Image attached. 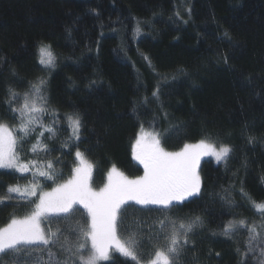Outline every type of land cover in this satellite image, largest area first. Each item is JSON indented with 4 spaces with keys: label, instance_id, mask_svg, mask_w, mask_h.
<instances>
[{
    "label": "trees",
    "instance_id": "trees-1",
    "mask_svg": "<svg viewBox=\"0 0 264 264\" xmlns=\"http://www.w3.org/2000/svg\"><path fill=\"white\" fill-rule=\"evenodd\" d=\"M42 45L53 52L54 67L39 63ZM41 79L47 110L40 120L56 133L41 135L37 124L16 151L21 162H35L41 171L51 161L55 179L33 169L0 168V197H7L0 202V228L37 204V195L21 198L9 187H53L73 175L77 150L93 165L97 189L113 167L127 178L140 176L133 146L149 128L166 150L205 140L232 152L217 163L201 157L199 194L167 208L140 207L147 225L127 217L132 208L124 204L119 239L136 240L145 264L165 244L166 227L199 216L175 264H242L247 229L228 237L222 231L241 219L264 224L253 207V201L264 202V0H0V122H18L7 103L10 90L20 94L12 105L18 106ZM72 113L82 120L79 140L70 139L66 116ZM42 228L60 229V241L75 244L80 229L89 228V216L83 208L47 215ZM25 247L28 255L0 253V264H47L48 246ZM51 251L61 260L68 256L59 244ZM259 258L257 244L244 259L258 264ZM99 264L137 261L112 250Z\"/></svg>",
    "mask_w": 264,
    "mask_h": 264
},
{
    "label": "snow or ice",
    "instance_id": "snow-or-ice-1",
    "mask_svg": "<svg viewBox=\"0 0 264 264\" xmlns=\"http://www.w3.org/2000/svg\"><path fill=\"white\" fill-rule=\"evenodd\" d=\"M136 32L139 33L140 29L137 28ZM38 52L41 65L55 66L56 58L48 45H42ZM45 83L41 79L38 83L32 84L15 107L12 105L20 99V94L10 90V99L7 103L10 111L14 113L13 119H18L20 123L17 128H12L0 122V168L15 169L24 173L31 167H37L39 177L54 180V165L51 161L44 166L47 170L41 171L35 162L31 165L21 163L16 151L17 144L28 136L37 124H41L43 129L41 135H44V131L53 135L56 133L55 128L43 125L40 120V116L47 110V101L43 96ZM156 95L157 93L153 92V96ZM66 119L71 129L70 139L79 140L82 127L80 115L68 114ZM17 131L21 135L18 136ZM251 142L252 138L249 139V143ZM41 147L47 150L46 145ZM231 152L232 149L228 145L221 144L217 147L214 143L205 140L196 144H185L178 152H166L160 147L159 135L144 132L142 128L133 146V155L144 165V176L128 179L113 167L108 174V183L99 192H95L89 186L93 165L77 150L75 155L80 163L73 169V175L51 192H39V185L35 183L23 188L9 187V192L19 194L21 198L39 195V202L30 215L13 218L6 227L0 228V253L11 250L15 253L23 251L28 255L25 246L40 244L48 246L47 264H99L100 261L110 260L111 250L114 249L140 264L137 241L131 238L128 240L118 238L117 230L122 205L126 201L134 200L140 205L151 204L167 208L173 201H184L197 195L201 191V177L198 172L201 157L211 156L220 162L226 160ZM114 176L118 179L114 180ZM6 198L0 197V202ZM74 204L83 205L91 221L87 230L80 229L78 242L73 244L67 238L61 242L60 229L56 231L49 229L45 232L41 228L42 217L48 214L68 216L73 212ZM253 207L264 216V202L253 201ZM200 223L201 219L197 216L188 223L181 222L178 227L173 224L170 235L164 237L165 244L155 248L146 264H175V258L179 257L189 243V233ZM160 225L163 229L165 222L160 221ZM238 228H246L248 232L245 241L247 252L241 254L242 264H246L244 258L248 253H254L257 244L260 253L258 264H264V224L248 225L243 219L229 221L224 225L222 234L228 237ZM159 238L160 234L157 235V239ZM57 244L62 251L68 253L63 260L58 259L57 254L51 251V246ZM83 252H88V255H83Z\"/></svg>",
    "mask_w": 264,
    "mask_h": 264
},
{
    "label": "rangeland",
    "instance_id": "rangeland-1",
    "mask_svg": "<svg viewBox=\"0 0 264 264\" xmlns=\"http://www.w3.org/2000/svg\"><path fill=\"white\" fill-rule=\"evenodd\" d=\"M19 123H20V121L18 120V122L15 124V126H13L12 128H17V126L19 125ZM7 124V123H6ZM8 125V124H7ZM9 127H11V125L9 124L8 125ZM71 130V129H70ZM143 131L144 132H149V133H155L156 134V132L154 131V130H151V129H149V128H143ZM17 135L19 136V135H21L18 131H17ZM136 140H137V138H136ZM136 140H135V143H136ZM135 143H134V145H135ZM195 143H198V142H195ZM209 143V142H208ZM217 147H219L218 145H216ZM41 147V146H40ZM161 147V146H160ZM181 150V149H180ZM180 150H166V149H164V151H166V152H178V151H180ZM76 156V155H75ZM84 156V155H83ZM202 158H211L214 162H216L217 163V161L214 159V157H211V156H204V157H202ZM134 159L142 166V168H143V172H142V174L140 175V176H136V177H130V178H128V179H136L137 177H142V176H144V174H145V170H144V165L142 164V163H140V161L139 160H137L136 158H135V156H134ZM224 161V160H223ZM223 161H220V162H223ZM21 162V161H20ZM21 163H24V164H29V165H31V164H33V162H29V163H25V162H21ZM76 167L79 165V163H80V161H79V159L76 157ZM30 169H33V171L34 172H37V167H31ZM39 170H40V167H39ZM112 170V168H110L107 172H106V175H105V181H104V183L102 184V186L99 188V189H97L94 185H93V183H92V172H91V178H90V180H89V186H90V188L93 190V191H95V192H99L102 188H104V186L108 183V174H109V172ZM30 171V170H29ZM119 172V171H118ZM120 173V172H119ZM72 176V175H71ZM71 176L70 177H68V178H66V179H64V180H62V181H60V182H58L57 184H55L53 187H50L49 189H44V190H42L41 192H51L52 191V189H54L57 185H59V184H62V183H64L65 181H67L68 179H70L71 178ZM124 176V175H123ZM125 177V176H124ZM113 179L114 180H116V179H118V177H113ZM39 202V195H37V203ZM132 204H138V203H136V201H134V200H129V201H126L125 202V206L126 205H128L129 207H131L132 209L131 210H128L127 212H126V216L127 217H133L134 219H132V220H137L138 222H140V223H143V225H147V221L145 222L144 220H142L141 221V218H142V216H141V213H140V207H142V206H146V205H140L139 204V206H137V207H134ZM149 205H151V204H149ZM123 206V205H122ZM157 206H160V205H157ZM124 207V206H123ZM78 208H83L86 212H87V209H85L84 207H83V205H81V204H74L73 205V209L74 210H78ZM88 213V212H87ZM31 214V213H30ZM30 214H27V215H30ZM27 215H24V216H20V217H13V218H23V217H25V216H27ZM48 215H52V214H48ZM89 216V215H88ZM13 218H11L10 219V221L5 225V226H3L2 228H4V227H6L10 222H11V220L13 219ZM42 218H44V217H42ZM42 218H41V220H40V225H41V228H42ZM90 217H89V226H90ZM166 226V225H165ZM43 229V228H42ZM172 230L170 229V231L168 230V228L166 227V234L167 233H170ZM118 238H119V236H118ZM89 248H90V242H89ZM114 250V249H113ZM112 251V250H111ZM101 262V261H100ZM146 264V263H145Z\"/></svg>",
    "mask_w": 264,
    "mask_h": 264
}]
</instances>
